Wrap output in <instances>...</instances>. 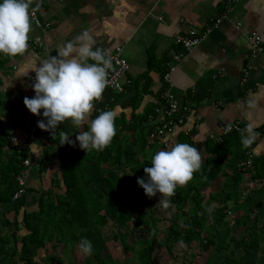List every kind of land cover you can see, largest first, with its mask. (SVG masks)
<instances>
[{
    "label": "trees",
    "instance_id": "obj_1",
    "mask_svg": "<svg viewBox=\"0 0 264 264\" xmlns=\"http://www.w3.org/2000/svg\"><path fill=\"white\" fill-rule=\"evenodd\" d=\"M1 55L0 69L8 68L15 58ZM164 60L167 63L169 57ZM150 68L148 63L147 70ZM165 69L166 66L162 74ZM1 91L0 88V107L8 104L10 113L18 118L28 113L23 103L24 95L13 103L8 100L9 92ZM150 115L155 117L157 113H130V118H116V134L103 150H84L67 142L61 143L64 135L57 128H39L37 138L46 142L40 159L35 160L32 167L37 166L36 173L40 178L50 165L51 148H55L57 172L47 188L37 189L34 205L27 208V193L35 189L19 184L18 176L26 168L23 161L30 150L27 144L14 145L10 141L11 128L3 121L0 109V205H9L0 215V264H41L35 257L45 243L52 249L63 243L68 264H126L124 259L108 262V256L103 254L108 226L111 227L108 231L110 240L123 252H129L130 264H162L163 250L166 251L163 264H167L168 255L174 248L193 242L206 252L204 264H264V244H260L264 242V220H259L256 215L251 217L249 208H243L242 213L235 216L234 223L227 224L228 201L239 193L243 179L238 169V164L246 158L241 132L231 130L223 135L221 142H206L208 155L190 179L195 184L184 188L178 185L171 197L159 193L149 197L138 185L137 177L143 176L144 167L150 166L151 154L165 147L162 140L149 137L154 127L148 120ZM30 119L31 126L34 120L44 117L34 115L33 120ZM177 141L192 144L189 137L181 134L168 146ZM262 165H256L255 177L264 176ZM213 187H220L222 194L215 196L217 188L214 192L209 190V207L203 208L202 192ZM20 189L21 193L15 196ZM161 197L170 200L169 209H175L169 218L163 213H152ZM237 204V201L232 204L234 213L241 206ZM7 211L12 212L11 217ZM182 215L188 216V224L178 226L176 219ZM130 222L133 225L127 228ZM2 225L12 226V230L2 233ZM140 227L145 228L143 232L147 237L143 238L141 232L136 235ZM158 232H161L159 238ZM81 237L92 241L94 251L91 255L82 253L78 261L76 256L70 257L69 249L79 248Z\"/></svg>",
    "mask_w": 264,
    "mask_h": 264
},
{
    "label": "crops",
    "instance_id": "obj_2",
    "mask_svg": "<svg viewBox=\"0 0 264 264\" xmlns=\"http://www.w3.org/2000/svg\"><path fill=\"white\" fill-rule=\"evenodd\" d=\"M225 1L30 0L29 10L35 12L40 25L31 22L29 38L38 37L40 47L32 50L29 46L25 52L14 56L8 68L0 69V88L9 92L8 100L13 103L22 95L33 96V81L25 75L35 76L31 70L35 64L55 55L68 41L75 42V37L87 30L96 41L94 47L104 49L108 55L115 46H122L123 57L129 64L126 77L130 80V85H125L120 92L105 90L101 98L93 102L91 116L106 109H114L116 118H130V113L156 112L162 103L161 92L168 86L161 77L166 66L164 58L169 57L171 49L180 50L173 44V35L189 29H207L170 76L169 90L190 108L188 119L173 134L171 141L181 134L189 137L203 159L208 155L206 142H221L216 137L221 136L222 140L225 135L221 133L222 127L237 124L246 129L251 126L254 139L246 147V158L241 162L251 160L253 169L241 167V162L238 164L243 177L239 192L244 196L237 201L241 206L236 210L239 216L243 208H249L250 216L256 215L262 221L264 176L254 175L256 165L264 166V49L249 59V36L256 32L264 43V0H238L221 16ZM247 66L244 74L243 69ZM2 108L1 113L14 134L25 137L30 118L33 120L36 114L27 109L28 113L18 118L10 113L8 104H3ZM56 128L75 140L76 132L87 130V124L78 127L67 118ZM45 142V139L36 138L28 143L30 153L27 158L39 160ZM74 145L79 147L78 141ZM51 151L50 165L40 178L36 173L37 166L29 168L30 181L26 186L35 189L36 193L39 187L47 188L54 174L56 176L57 149L51 148Z\"/></svg>",
    "mask_w": 264,
    "mask_h": 264
},
{
    "label": "clouds",
    "instance_id": "obj_3",
    "mask_svg": "<svg viewBox=\"0 0 264 264\" xmlns=\"http://www.w3.org/2000/svg\"><path fill=\"white\" fill-rule=\"evenodd\" d=\"M29 7L30 0H0V53L14 57L29 47ZM95 44L94 37L84 30L75 42L70 40L55 55L41 59L31 69L35 73L31 84L34 95L23 97L31 113L44 117L37 120L41 129L54 130L67 118L78 127L86 123L87 130L77 131L75 140L69 139L67 133L61 140L72 145L78 141L84 150H103L116 134L114 109L91 116L93 101L101 98L108 69L112 67L110 56ZM240 132L241 143L247 147L254 139L251 126ZM150 161V166L144 167V175L137 177L138 185L149 197L157 193L171 197L177 186L187 183L200 168L202 154L194 144L177 141L156 150ZM169 203V199L163 200L165 206ZM79 248L86 255L94 251L87 237L80 238Z\"/></svg>",
    "mask_w": 264,
    "mask_h": 264
},
{
    "label": "built area",
    "instance_id": "obj_4",
    "mask_svg": "<svg viewBox=\"0 0 264 264\" xmlns=\"http://www.w3.org/2000/svg\"><path fill=\"white\" fill-rule=\"evenodd\" d=\"M238 0H226L224 12L221 16L225 15L229 11V7L233 2H237ZM30 19L33 24L40 25V21L38 20L35 12L29 10ZM220 17L216 18V22L220 20ZM207 29L203 31H199L196 29H189L181 33H176L173 35V44L175 47L180 48V50L171 49L169 53V60L166 63V69L162 74V80L168 85L164 91L161 92V105L156 109L157 116L148 117V120L154 123L153 130L150 132V138H158L162 140L164 146H168L169 142L172 140L173 134H176L177 130L183 126L189 116L190 108L185 103L181 102L177 98L174 97L172 92L169 90V80L171 74L176 69V66L180 60L184 57L185 53L191 50L195 45H197L201 38L206 34ZM249 44H250V58H254L256 53H260L264 49V43L261 37L256 32H251L249 36ZM28 45L31 47L32 50H38L40 47V41L38 37L29 38ZM123 48L121 45H117L113 48L111 53L108 55L111 58L112 67L108 69V76H107V84L104 90H110L115 92H120L124 89V86L130 85V80L126 77L127 72L129 71V64L126 59L123 57L122 54ZM13 69L16 68L14 64L11 66ZM243 69L244 74L247 73V68ZM26 79L29 81L34 80V76L31 73H27ZM20 89V88H19ZM100 111V110H98ZM231 128V130L240 131L241 128L239 125H228L222 127L221 133H227V129ZM40 127L37 125V120H34L32 125L29 127L28 134L23 137L19 138L10 130V141L14 145H25L30 142H33L37 138V130ZM167 138V139H166ZM218 141H221V136L216 137ZM36 163L35 160H31L26 158L23 161L25 166H32ZM241 167L249 168L250 170L253 169L251 160H246L241 162ZM25 176V172H22L21 175L18 176V182L21 185L23 184V179ZM257 182V181H256ZM255 182V183H256ZM252 182H249L251 185ZM21 193V189L16 193L15 196H18Z\"/></svg>",
    "mask_w": 264,
    "mask_h": 264
},
{
    "label": "rangeland",
    "instance_id": "obj_5",
    "mask_svg": "<svg viewBox=\"0 0 264 264\" xmlns=\"http://www.w3.org/2000/svg\"><path fill=\"white\" fill-rule=\"evenodd\" d=\"M4 54H2L1 56H3ZM0 109H3L2 106L0 107ZM2 117H3V121L4 122H8L5 118V116H3L2 113ZM32 168V166H26V168L24 169L23 172H25V176L23 179V184L27 185V182H29V170ZM29 180V181H28ZM30 184V183H28ZM192 184H195L193 180H189L187 183H185L184 185H180V187L184 188V187H188L191 186ZM217 187H213V188H206L203 192V202H202V206L203 208H207L209 207V203H207V198L209 194V190L211 191H215ZM218 189V190H217ZM215 191V196H220L222 194V191L220 190V187H218ZM33 191H30V193L28 194V200H27V204L25 205L27 208H31L34 204V201L36 199V197L38 196V194L36 192L32 193ZM211 193V192H210ZM32 194V195H31ZM31 195V197H30ZM243 194L240 191L239 193H237V195L234 196L233 199L228 201V204H230V208H228V215H227V224L228 226H230L231 224L234 223V218L235 216L238 215V213H234V209H231L232 204L238 200H241L243 198ZM165 198L161 197L158 199V201L156 202L155 207L152 209V213L154 215H160L161 213H163V215L167 218H169L172 215V212L175 210L173 207H170L169 209V204L167 206H165L163 204V200ZM219 200V199H218ZM218 204V202H217ZM7 207H9L8 204L6 205H0V215H1V210H5ZM168 208L169 211H165ZM233 210V211H232ZM6 214H8V217H11L12 212L10 213V211H7ZM240 214V212H239ZM176 224L178 226H184L186 224H188V216L187 215H182L180 217H178L176 219ZM132 222L128 223L126 226L127 228H131L132 226ZM2 228V233H7L9 231L12 230V226H1ZM111 229L110 226L105 228V238H106V250L103 253L105 256H108L107 261L111 262L113 259H124L126 264H130L132 261V258L130 257V254L128 251L123 252L121 247L119 245H117L116 242L110 240L109 237V233L108 231ZM145 228L144 227H140V231L138 230L136 232V235H138L140 232L142 234L145 233V231L143 232ZM143 238L147 237L146 234L142 235ZM158 238L161 237V232L157 233ZM260 244H264V242L260 243ZM65 251V247L63 243H59L54 249H52L50 247L49 243H45V246L41 249H39L37 251L36 257L35 259L38 260L41 264H68V258L64 253ZM199 249V246L197 245L196 242L190 243V245H182V246H178L176 248H174L171 253L168 255V262L167 264H181V263H185L186 261H190L191 264H204L205 259H206V252L201 251ZM163 253L160 256L161 259V263L163 264V260L162 258L165 256L166 251H162ZM190 252L192 254H190ZM82 251L78 248V247H72L69 249V255L72 259L75 258L76 256V260H78L80 258V256L82 255ZM107 254V255H106ZM187 254L190 256L188 257ZM74 257V258H73ZM78 258V259H77ZM79 261V260H78ZM160 264V263H159Z\"/></svg>",
    "mask_w": 264,
    "mask_h": 264
}]
</instances>
